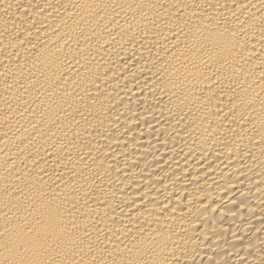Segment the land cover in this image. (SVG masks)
Listing matches in <instances>:
<instances>
[{
    "label": "bare ground",
    "instance_id": "obj_1",
    "mask_svg": "<svg viewBox=\"0 0 264 264\" xmlns=\"http://www.w3.org/2000/svg\"><path fill=\"white\" fill-rule=\"evenodd\" d=\"M0 264H264V0H0Z\"/></svg>",
    "mask_w": 264,
    "mask_h": 264
}]
</instances>
